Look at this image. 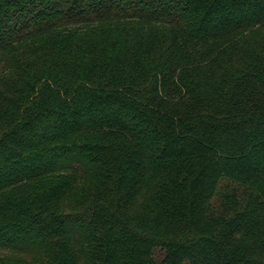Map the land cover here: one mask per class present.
I'll return each instance as SVG.
<instances>
[{
	"label": "trees",
	"instance_id": "obj_1",
	"mask_svg": "<svg viewBox=\"0 0 264 264\" xmlns=\"http://www.w3.org/2000/svg\"><path fill=\"white\" fill-rule=\"evenodd\" d=\"M264 264V0H0V264Z\"/></svg>",
	"mask_w": 264,
	"mask_h": 264
},
{
	"label": "rangeland",
	"instance_id": "obj_2",
	"mask_svg": "<svg viewBox=\"0 0 264 264\" xmlns=\"http://www.w3.org/2000/svg\"><path fill=\"white\" fill-rule=\"evenodd\" d=\"M164 258V252L160 249H156L153 252V262L154 264H162Z\"/></svg>",
	"mask_w": 264,
	"mask_h": 264
}]
</instances>
